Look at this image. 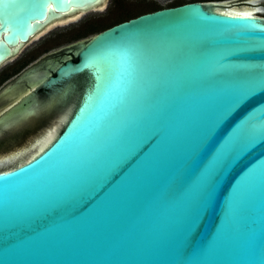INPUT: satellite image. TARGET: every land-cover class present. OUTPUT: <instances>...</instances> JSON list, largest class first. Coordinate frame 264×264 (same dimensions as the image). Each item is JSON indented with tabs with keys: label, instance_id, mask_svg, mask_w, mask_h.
<instances>
[{
	"label": "water",
	"instance_id": "obj_1",
	"mask_svg": "<svg viewBox=\"0 0 264 264\" xmlns=\"http://www.w3.org/2000/svg\"><path fill=\"white\" fill-rule=\"evenodd\" d=\"M107 1L0 0V66ZM209 6L125 19L45 76L55 95L82 75L81 96L48 147L0 170V264H264V18Z\"/></svg>",
	"mask_w": 264,
	"mask_h": 264
},
{
	"label": "rangeland",
	"instance_id": "obj_2",
	"mask_svg": "<svg viewBox=\"0 0 264 264\" xmlns=\"http://www.w3.org/2000/svg\"><path fill=\"white\" fill-rule=\"evenodd\" d=\"M188 1H195V0H108L106 6L101 9V11H88L84 15H82L78 20L73 22H62V24H55L51 28L47 29L38 37L32 40L24 50L14 59L10 60L8 63L3 65L0 68V87L4 86L1 81L6 76L10 75L12 72L16 71L17 69L24 66L28 61L33 60L34 57H48L56 52L63 53L69 46L79 44L80 42H84L87 39L91 38L92 36L96 35L98 32H101L104 28L117 24L119 22L125 21V19H129L131 17H135L137 15L147 13L148 11L155 10L156 8L171 6L175 4H180ZM204 2L206 5H212L213 3H224L228 4L225 1H232V7L241 8L242 6H251V7H259L262 9L259 15L264 18V0H258L257 3H254L252 0H200ZM246 3H242L245 2ZM221 7V6H219ZM222 8H231V7H223ZM40 36V37H39ZM44 53V54H43ZM42 55V56H41ZM64 55H62L63 57ZM38 58L36 60H38ZM66 58V57H65ZM75 60L78 59L77 55L73 57ZM35 60V61H36ZM58 61V60H57ZM58 63L56 66L53 67L52 73L53 74L56 70ZM15 76V75H14ZM82 77V75H80ZM12 78V77H11ZM82 87L80 88V94L82 91ZM79 94V97L81 96ZM35 101L31 104L35 105ZM35 107L28 105H21L15 111L11 112V114L2 120V127H8L12 123L21 120L22 118L32 114L34 112ZM75 109L71 110L67 113V118L74 112ZM62 118V117H61ZM66 118V120H67ZM52 119L51 118H41L37 121H34L33 124L25 127L24 129L17 131L13 134V142H11V146H15L16 149L6 145V148L11 147V149L6 151H0L1 157L11 156L14 152L16 155L25 154L24 151L20 150L22 147H26L27 143H31V148L27 149L28 155L24 156V158L18 160L16 163H7L2 162V166L0 169H10L13 166L21 164L20 161H27L30 156H33L36 151V143L39 139L46 135L44 128L48 127L45 126V123H49ZM66 120L60 119L57 126L53 128H49V130L57 128L56 136L61 132L63 129ZM48 130V131H49ZM1 131V130H0ZM32 137V138H31ZM38 139V140H37ZM8 139H5L1 142L2 146L5 147L4 142ZM9 142V141H7ZM35 144V146H34ZM31 149V150H30ZM20 150V151H19ZM22 151V152H21ZM14 155V157L16 156ZM7 163V164H6ZM23 163V162H22Z\"/></svg>",
	"mask_w": 264,
	"mask_h": 264
},
{
	"label": "flooded vegetation",
	"instance_id": "obj_3",
	"mask_svg": "<svg viewBox=\"0 0 264 264\" xmlns=\"http://www.w3.org/2000/svg\"><path fill=\"white\" fill-rule=\"evenodd\" d=\"M75 45H77V44H75ZM75 45L69 46L65 51H63V53L56 52L52 55H49L48 57H40V58H38L39 56L34 57L33 60L28 61L24 66H22L21 68L17 69L14 72H12L10 75L6 76L5 78H3L1 83H3L4 86L2 88L0 87V94L4 90H6L11 84H13L16 79H18L21 75H23L28 70L32 69L34 66L39 67L38 68L39 72H43V73L46 72V75L50 76L49 73H52L53 67L56 66V63L65 62L66 60H69V59H73L74 61H77L78 59L75 60L73 58V57H75V52H74ZM24 48L16 56L9 58V60L4 62L0 66V68L3 65H5L6 63H8L10 60L17 57L24 50ZM62 55H64V56L62 57ZM37 58H38V60H36ZM51 75H55V72ZM27 79H25L22 82V85L19 86V91L16 93V94H18L20 92L19 93L20 96H19V94L17 96L15 94V95L11 96L10 98H8V96L5 98H1L4 95L10 94V92L12 90H14L15 88L10 89V91L8 93L0 96V117L5 115L6 113H8L11 110V108H13L23 97L31 94L33 91H36L37 95H38V99L42 100V102L40 101L41 104L46 102L50 98L53 90L45 87V85H44L45 77L43 79H41L40 81H38L37 84H33V85ZM81 80H82V77L77 76L76 78H74L70 81L67 80L65 83L60 84L59 85L60 87L65 88L66 87L65 85H67V84H69L70 87L66 90L65 94L62 95V98H60L59 100L57 99L56 103L54 102L55 104L53 103L50 107H48L44 111H42V113L40 112L39 114H36L32 121L27 122V123L20 125L18 127H12V126L17 125V122H15V124L12 123L8 127H2V125L0 123V130H1L0 131V151H2V150L6 151L5 149H7V150L11 149V147H12L11 142H13V139H11V137H13V134L15 132L20 131V130L24 129L25 127L33 124L34 121H37L38 119L46 118V117L47 118L49 117L52 119L49 123H47V122L45 123V126H48V127L47 128L45 127L42 132H44L46 130L48 131L49 128H53L54 126H57L59 123V120L62 119L61 117H63L66 113L70 112L71 110H73L76 107V104H77L78 99H79L80 88L82 86ZM33 106L35 107V110H36V106L35 105H33ZM30 115L32 116L33 114H30ZM26 118H27V116L22 118L21 120H24ZM9 128H11V129H9ZM5 139H8L7 141H9V142H7V141L4 142V143H6L5 147H4V146H2L3 144H1V142ZM7 144L11 147L8 146V148H6ZM28 144H30V143H27L26 145H28ZM12 148H13V150H14V148L16 149L15 146H13ZM14 153H16V152H14ZM2 158L3 157L0 156V160Z\"/></svg>",
	"mask_w": 264,
	"mask_h": 264
},
{
	"label": "bare ground",
	"instance_id": "obj_4",
	"mask_svg": "<svg viewBox=\"0 0 264 264\" xmlns=\"http://www.w3.org/2000/svg\"><path fill=\"white\" fill-rule=\"evenodd\" d=\"M254 3H257L258 2V0H252ZM225 2H228V1H225ZM210 8H214L215 10H220V11H222V12H227V13H230V14H239V15H242V14H245V15H251V16H255V17H258V18H260V19H263V17H261L259 14L261 13V12H263L262 11V7L261 8H259V7H251V6H245V7H241V8H237V7H231V8H222V7H217V6H212V5H210L209 6ZM264 9V8H263ZM79 17V16H78ZM78 17H76L74 20H76V19H78ZM71 20H73V19H67L66 21H64V22H68V21H71ZM59 21H57L55 24H57ZM55 24L54 25H52V26H55ZM52 26H49V27H47L46 29H45V31L47 30V29H49V28H51ZM41 33H43V32H41ZM41 33H38L37 34V36L38 35H40ZM46 76V72L45 73H43V72H36V73H34L32 76H30L27 80L30 82V83H35V84H37L38 83V81H40L41 79H43L44 77ZM70 87V86H69ZM68 87V88H69ZM19 91V86L17 87V88H15L14 90H12L11 92H10V94H8V95H4L3 97H1V98H5V97H7L8 96V98H10L11 96H13V95H15L17 92ZM65 92V91H64ZM64 92H62L61 94H56L55 93V95H51L50 96V98L46 101V102H44V103H40V102H38L37 101V103H35V106H36V112H34V115H32V116H29V117H27L26 119H24V120H22L20 123H18L17 125H15V126H12V127H18V126H20V125H23V124H25V123H27V122H30V121H32L33 119H34V117H35V115L36 114H39L40 112L42 113V111H44L46 108H48V107H50L54 102L56 103V101H57V99L59 100L60 98H62V95H63V93ZM8 93V92H7ZM59 93V92H58ZM19 96H20V94H19ZM88 96H89V94H88ZM87 96V97H88ZM15 97V96H14ZM36 102V101H35ZM54 103V104H55ZM66 118H67V114H65L63 117H62V121L63 120H66ZM59 125H60V123H59ZM58 125V126H59ZM11 127V128H12ZM11 128H9V129H11ZM10 131V130H9ZM56 132H57V128L55 127L54 129H52V130H49V131H47V133H46V135L45 136H43L41 139H37L38 140V142L36 143V146H35V144H34V146L36 147V151H35V154H33V156H30V158L27 160V161H20V163L22 164V162L24 163V162H28V161H30V160H32V159H34L35 158V156L36 155H38V154H40L46 147H48L54 140H55V136H56ZM4 134V133H3ZM32 138V137H31ZM31 150V149H30ZM22 152V151H21ZM14 156V155H13ZM17 156V155H16ZM10 159L8 158V157H4V159H2V160H0V167L2 166L1 164H2V162H7V161H9ZM12 163V162H11ZM16 163V162H15ZM21 164H19V165H21ZM17 166V165H16ZM14 167V166H13ZM12 167V168H13ZM12 168H10V169H2V170H4V171H6V170H11ZM1 170V169H0Z\"/></svg>",
	"mask_w": 264,
	"mask_h": 264
},
{
	"label": "snow or ice",
	"instance_id": "obj_5",
	"mask_svg": "<svg viewBox=\"0 0 264 264\" xmlns=\"http://www.w3.org/2000/svg\"><path fill=\"white\" fill-rule=\"evenodd\" d=\"M240 99H243V96H240L237 98V100L234 103H238ZM228 115V111L225 110L224 112L221 113L220 118L223 119L224 117H226ZM236 151V148L233 146V144H230L229 147L225 150H223L220 155L217 158L216 163L218 165H223L227 159L229 158V156L233 155ZM208 196L211 195L210 191L207 193Z\"/></svg>",
	"mask_w": 264,
	"mask_h": 264
},
{
	"label": "trees",
	"instance_id": "obj_6",
	"mask_svg": "<svg viewBox=\"0 0 264 264\" xmlns=\"http://www.w3.org/2000/svg\"><path fill=\"white\" fill-rule=\"evenodd\" d=\"M179 4V3H178ZM157 9V8H156Z\"/></svg>",
	"mask_w": 264,
	"mask_h": 264
}]
</instances>
